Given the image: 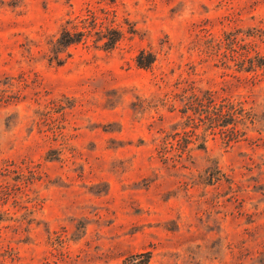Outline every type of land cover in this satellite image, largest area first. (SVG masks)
Here are the masks:
<instances>
[{
    "label": "rangeland",
    "instance_id": "obj_1",
    "mask_svg": "<svg viewBox=\"0 0 264 264\" xmlns=\"http://www.w3.org/2000/svg\"><path fill=\"white\" fill-rule=\"evenodd\" d=\"M0 264H264V0H0Z\"/></svg>",
    "mask_w": 264,
    "mask_h": 264
}]
</instances>
